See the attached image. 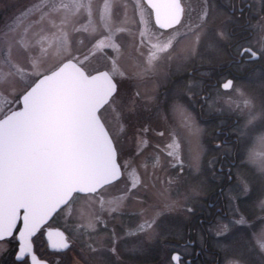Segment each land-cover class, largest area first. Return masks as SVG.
Instances as JSON below:
<instances>
[{
	"label": "snow or ice",
	"instance_id": "6c2138e0",
	"mask_svg": "<svg viewBox=\"0 0 264 264\" xmlns=\"http://www.w3.org/2000/svg\"><path fill=\"white\" fill-rule=\"evenodd\" d=\"M3 8L0 259L264 264V0Z\"/></svg>",
	"mask_w": 264,
	"mask_h": 264
},
{
	"label": "flooded vegetation",
	"instance_id": "af4514ba",
	"mask_svg": "<svg viewBox=\"0 0 264 264\" xmlns=\"http://www.w3.org/2000/svg\"><path fill=\"white\" fill-rule=\"evenodd\" d=\"M258 67H259V64L257 63V68ZM204 70H205L204 68L199 69V71H204ZM161 84L162 85L159 86V91L161 93H163L165 88L169 87L170 85L167 84L166 82H163V81L161 82ZM205 119L207 120V124H202V125L208 126V125H210V123H212L216 127L215 134L214 135L211 134L212 138L215 137L217 131H221V132L225 133V135H221L220 139H227L226 134L228 133L229 128L227 126L223 127V128L220 127V121L222 119L221 117H216V118L206 117ZM152 121H149V122H152ZM151 125H154V124L151 123ZM212 138L210 139L211 143L212 142L214 143L215 141ZM212 152L213 151H211V150H210V153L208 152L210 154V156H212L211 155ZM217 167H219V165H217ZM209 196L211 198H215L212 193H210ZM193 238H194V236H193ZM127 258L130 259L133 262V264H160L161 260L163 259V256L159 253V251L157 249H153V250L146 252L143 255H129ZM205 258L206 257L204 256L203 253L201 254L200 257L193 255V257H192L193 264H198V261L203 260ZM0 264H11V257H8V256L3 257V259H0Z\"/></svg>",
	"mask_w": 264,
	"mask_h": 264
},
{
	"label": "rangeland",
	"instance_id": "374dc122",
	"mask_svg": "<svg viewBox=\"0 0 264 264\" xmlns=\"http://www.w3.org/2000/svg\"><path fill=\"white\" fill-rule=\"evenodd\" d=\"M5 2L15 4L17 6H23L26 3H28V0H0V16H2L4 14L3 5ZM249 2L252 3L253 7L258 6V4H259V0H249ZM160 85H162V84H160ZM153 121L149 122L151 128H150V131L147 133L146 138L149 140L151 145L160 144L161 146H163L165 143H167V138H166L167 132L165 134V137H160L158 135V133L161 131H165L168 128V124L166 122H164L162 119H154ZM151 123H153L154 125H151ZM201 126L207 128V126H205V125H201ZM211 138H212L211 134L208 133V131H207L206 136H205V143L209 146L213 143V142L211 143V140H210ZM209 153H210V151H209ZM209 153L204 158L205 165H207V160L215 155V154H212V156H210ZM150 166H151V164H150ZM210 193L211 192L209 191L207 193H202L201 195H210Z\"/></svg>",
	"mask_w": 264,
	"mask_h": 264
},
{
	"label": "trees",
	"instance_id": "16d2710c",
	"mask_svg": "<svg viewBox=\"0 0 264 264\" xmlns=\"http://www.w3.org/2000/svg\"><path fill=\"white\" fill-rule=\"evenodd\" d=\"M210 125H211V126H210ZM210 125L207 126V131H208V133L214 135L215 132H216V127H215V125L212 124V123H210ZM212 154H215V152H212ZM212 154H211V155H212Z\"/></svg>",
	"mask_w": 264,
	"mask_h": 264
}]
</instances>
